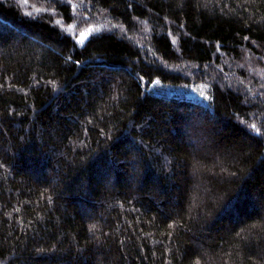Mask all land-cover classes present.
Returning a JSON list of instances; mask_svg holds the SVG:
<instances>
[{
	"label": "trees",
	"instance_id": "obj_1",
	"mask_svg": "<svg viewBox=\"0 0 264 264\" xmlns=\"http://www.w3.org/2000/svg\"><path fill=\"white\" fill-rule=\"evenodd\" d=\"M0 264H264V0H0Z\"/></svg>",
	"mask_w": 264,
	"mask_h": 264
},
{
	"label": "snow or ice",
	"instance_id": "obj_2",
	"mask_svg": "<svg viewBox=\"0 0 264 264\" xmlns=\"http://www.w3.org/2000/svg\"><path fill=\"white\" fill-rule=\"evenodd\" d=\"M58 23H59V22H58ZM68 30H69V31L72 30V26H71V25L69 26V29H68ZM89 31H91V29H90ZM85 36H86V33H82V34H81V36H80V38H79V42H80V43H83V42H84Z\"/></svg>",
	"mask_w": 264,
	"mask_h": 264
}]
</instances>
